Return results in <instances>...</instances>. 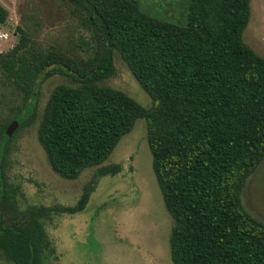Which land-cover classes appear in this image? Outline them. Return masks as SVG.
I'll return each instance as SVG.
<instances>
[{
	"label": "trees",
	"instance_id": "obj_1",
	"mask_svg": "<svg viewBox=\"0 0 264 264\" xmlns=\"http://www.w3.org/2000/svg\"><path fill=\"white\" fill-rule=\"evenodd\" d=\"M90 34L84 58L43 49L21 28L18 42L0 54V259L43 264L53 253L45 230L53 214L83 209L17 207L5 163L17 132L36 117L41 86H57L43 110L37 140L55 174L74 181L100 167L138 119L147 121L152 170L172 219L173 264H264V224L243 206L247 179L264 160V57L243 34L251 0H190L187 24L152 17L139 0H65ZM8 11L0 4V25ZM117 53L153 101L144 108L102 83L114 74ZM118 167L104 174L117 173Z\"/></svg>",
	"mask_w": 264,
	"mask_h": 264
},
{
	"label": "rangeland",
	"instance_id": "obj_2",
	"mask_svg": "<svg viewBox=\"0 0 264 264\" xmlns=\"http://www.w3.org/2000/svg\"><path fill=\"white\" fill-rule=\"evenodd\" d=\"M152 17L178 26L187 24L190 0H139ZM8 20L0 25V54L18 42L17 28L26 31L41 48L76 51L86 58L90 34L65 0H0ZM251 16L243 41L264 57V0H251ZM114 74L102 85L119 90L144 108L153 107L126 64L115 53ZM73 85L54 76L41 86L29 127L19 130L9 146L5 163L7 182L18 189L20 211L31 206L74 208L85 191L83 209L53 214L45 230L53 253L43 264H173L169 253L172 219L164 207L152 170L147 144V121L138 119L111 156L97 168L85 170L74 181L59 177L51 169L37 140V128L52 91ZM5 90L0 86L1 94ZM12 106V104H10ZM9 102L0 104L2 118H11ZM118 167L117 173L104 174ZM241 200L244 208L264 224V160L247 179ZM0 264H8L0 259Z\"/></svg>",
	"mask_w": 264,
	"mask_h": 264
},
{
	"label": "water",
	"instance_id": "obj_3",
	"mask_svg": "<svg viewBox=\"0 0 264 264\" xmlns=\"http://www.w3.org/2000/svg\"><path fill=\"white\" fill-rule=\"evenodd\" d=\"M18 124L15 122L4 134L3 138L0 141V151L4 149L5 144L7 143L8 139L10 138L11 130L15 128Z\"/></svg>",
	"mask_w": 264,
	"mask_h": 264
}]
</instances>
